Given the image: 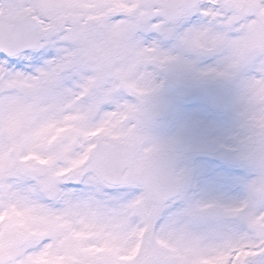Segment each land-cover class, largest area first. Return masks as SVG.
Here are the masks:
<instances>
[{
    "label": "snow or ice",
    "instance_id": "1",
    "mask_svg": "<svg viewBox=\"0 0 264 264\" xmlns=\"http://www.w3.org/2000/svg\"><path fill=\"white\" fill-rule=\"evenodd\" d=\"M203 58L239 81L250 175L173 211L152 97ZM0 264H264V0H0Z\"/></svg>",
    "mask_w": 264,
    "mask_h": 264
},
{
    "label": "rangeland",
    "instance_id": "2",
    "mask_svg": "<svg viewBox=\"0 0 264 264\" xmlns=\"http://www.w3.org/2000/svg\"><path fill=\"white\" fill-rule=\"evenodd\" d=\"M170 48L171 44H165ZM191 59V58H189ZM211 58L196 60L193 67L178 63L159 73L162 87L152 97L153 118L150 135L160 142L174 141L177 165L188 173L187 187L173 211L197 202L231 204L243 199L249 172L232 149L245 132L242 89L237 79L201 76V69L215 66ZM169 78L189 85L191 95L182 91L170 93L165 84ZM225 83L230 110L221 113L203 98L199 86L206 82Z\"/></svg>",
    "mask_w": 264,
    "mask_h": 264
},
{
    "label": "water",
    "instance_id": "3",
    "mask_svg": "<svg viewBox=\"0 0 264 264\" xmlns=\"http://www.w3.org/2000/svg\"><path fill=\"white\" fill-rule=\"evenodd\" d=\"M179 87H183L174 80H170L169 88L176 90ZM185 90L186 88L183 87ZM203 90L206 95L213 101V103L222 111L226 112L229 110V103L227 98V87L223 83L205 84Z\"/></svg>",
    "mask_w": 264,
    "mask_h": 264
}]
</instances>
